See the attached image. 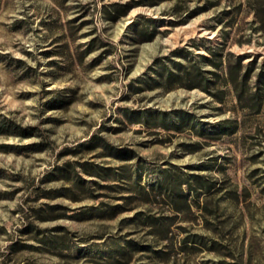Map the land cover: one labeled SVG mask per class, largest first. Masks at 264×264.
Wrapping results in <instances>:
<instances>
[{"label":"rangeland","instance_id":"374dc122","mask_svg":"<svg viewBox=\"0 0 264 264\" xmlns=\"http://www.w3.org/2000/svg\"><path fill=\"white\" fill-rule=\"evenodd\" d=\"M0 264H264V0H0Z\"/></svg>","mask_w":264,"mask_h":264}]
</instances>
